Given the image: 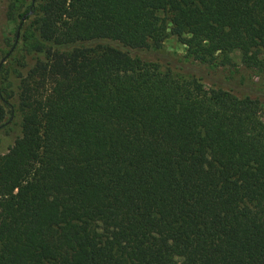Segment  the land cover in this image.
<instances>
[{
	"label": "trees",
	"instance_id": "16d2710c",
	"mask_svg": "<svg viewBox=\"0 0 264 264\" xmlns=\"http://www.w3.org/2000/svg\"><path fill=\"white\" fill-rule=\"evenodd\" d=\"M31 66L0 127V264H264L257 98L128 51L264 75V0H30ZM21 15L20 17H23Z\"/></svg>",
	"mask_w": 264,
	"mask_h": 264
},
{
	"label": "rangeland",
	"instance_id": "374dc122",
	"mask_svg": "<svg viewBox=\"0 0 264 264\" xmlns=\"http://www.w3.org/2000/svg\"><path fill=\"white\" fill-rule=\"evenodd\" d=\"M30 0H0V96L8 104L16 106L17 85L31 66L35 32L34 16L25 13ZM24 15L23 17H20ZM131 56L159 65L161 71L169 68L173 76L196 78L205 88L230 90L237 96L257 98L264 110V75H256L245 69L237 53L229 55L230 64L209 66L193 62L185 55L183 45L168 35L156 51H128ZM18 113L6 125L0 127V155L4 154L18 132Z\"/></svg>",
	"mask_w": 264,
	"mask_h": 264
}]
</instances>
